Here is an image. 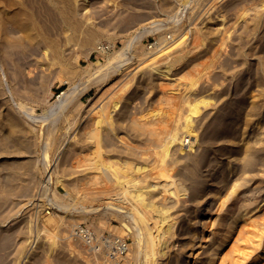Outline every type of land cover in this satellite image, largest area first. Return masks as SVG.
I'll list each match as a JSON object with an SVG mask.
<instances>
[{"label":"rangeland","instance_id":"1","mask_svg":"<svg viewBox=\"0 0 264 264\" xmlns=\"http://www.w3.org/2000/svg\"><path fill=\"white\" fill-rule=\"evenodd\" d=\"M190 94L210 104L191 118L182 151L171 145L152 170L165 179L149 180L153 191L180 189L159 195L171 219L151 230L156 264L226 252L231 239L216 244L224 220L264 211V0H0V264H111L77 227L124 239V264H142L109 209L135 205L111 171L158 148ZM100 106L118 135L104 131L96 151Z\"/></svg>","mask_w":264,"mask_h":264},{"label":"bare ground","instance_id":"2","mask_svg":"<svg viewBox=\"0 0 264 264\" xmlns=\"http://www.w3.org/2000/svg\"><path fill=\"white\" fill-rule=\"evenodd\" d=\"M123 51H118L119 53H117L112 59L115 61L118 60L120 64L124 62L126 59L125 56L123 57ZM112 59H109L108 63H112ZM141 85L142 84H140V86ZM193 86L194 82H191L187 94L193 89ZM191 96L193 95L190 94L186 98L184 96L182 97L183 103L186 105L188 112L182 117L183 122L179 126L168 131L169 133L165 136V140L162 141L158 148L154 146L152 149L148 150V153H139V166L136 164L131 166L129 161L123 160L117 164V166H122L112 168L111 171L112 174L109 181L113 182L116 186L115 189H117L119 196L122 199L124 197L123 200H127L126 197L130 196L135 205L133 204V208L130 206L132 208V213L116 207H109V209L120 217L119 223L121 228L127 230L128 233H134L136 240L135 244H137L136 246L139 248V253L143 255L142 264L157 263L156 259L159 254V240L156 239L155 235H152L151 230L157 231L161 229L160 226L165 224L166 221L169 223V220L171 219L167 214L169 212L168 207H170V203L169 206H167V204H165L166 201H159L161 199L159 195L161 194L164 196L165 194H172L175 196L180 191L176 184L173 186V190L171 188H166L168 184L166 182L161 185L160 188L153 191L151 188L153 185L149 180L152 178L165 179V176L162 174H153L152 170L162 168V163L164 162L167 156V151L171 145L174 144L177 146L174 150L179 149L182 151L186 137L194 135L195 132L192 125L194 119L191 118L198 115L202 107L206 108L210 104L211 97L204 99L195 95L191 98ZM112 108L115 109L116 104H113ZM181 115L182 114H180V116ZM112 123V116L109 114L104 115L103 107L100 106L97 111V117L93 120L91 130L92 144L96 151L101 149V139L103 138L104 131H107L108 134L111 133L114 136L118 135V131H115L114 128H112ZM116 125L118 126L117 119H115V126ZM141 135L142 132L139 131V137ZM140 139L144 140L142 138H139V140ZM187 143L189 144V148H192L193 142L190 141V139H188ZM110 161L111 160L109 159L108 163H110ZM181 161L183 160L179 156L174 160L172 158L171 161L165 163L163 169H171L177 164H180ZM190 161H192V159ZM197 161L198 160H196L195 163ZM128 167L130 168L128 169ZM135 172H139V179L133 177ZM155 185L158 187V184ZM236 187H238V185L235 183L230 190L233 191ZM129 204L132 203L130 202ZM109 209L107 208V210ZM252 209L253 208L249 207H241L236 214H232L231 217L228 218V221L224 220L222 228H220L221 232L216 236V238H218L216 244L221 248L231 239L230 247L226 252H222L221 250L217 251L215 248L214 250H211V248H205L206 250L204 252H198L199 255L203 253V256L198 259L199 261H194L193 263L187 262L186 264H264V238L261 237L262 234H257L256 232H259V230L264 231V211H262L263 213L257 217V215L252 216ZM224 216H226V214ZM158 235L160 234L158 233ZM48 238V241L52 239L51 236ZM52 244L53 243L50 242V247ZM213 244H215V242ZM203 260H206L207 262L205 263Z\"/></svg>","mask_w":264,"mask_h":264},{"label":"built area","instance_id":"3","mask_svg":"<svg viewBox=\"0 0 264 264\" xmlns=\"http://www.w3.org/2000/svg\"><path fill=\"white\" fill-rule=\"evenodd\" d=\"M76 234L81 237L86 238L89 242H96L98 249L104 250L107 255V259L111 264H124V257L127 253L128 244L124 239L113 238V239H104L103 242L96 239V235L90 233L88 230L83 229L82 227L76 228Z\"/></svg>","mask_w":264,"mask_h":264}]
</instances>
